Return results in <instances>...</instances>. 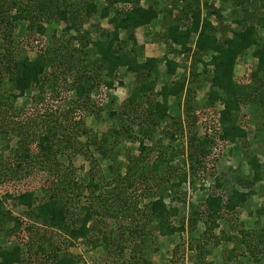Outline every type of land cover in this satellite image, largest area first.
<instances>
[{
  "label": "rangeland",
  "instance_id": "1",
  "mask_svg": "<svg viewBox=\"0 0 264 264\" xmlns=\"http://www.w3.org/2000/svg\"><path fill=\"white\" fill-rule=\"evenodd\" d=\"M2 1L0 0V3ZM93 1L100 4L99 10L102 4H109V2H104L105 0ZM112 1L109 5L112 13L107 19L99 18L96 13L90 19L81 21V24L77 26L79 29H71L67 33L65 32L67 24L53 18L49 22H44L43 26L46 28L44 36L30 32L29 21L14 22L11 20V16L16 14V8L7 11L8 7L3 6L1 10L9 13V22L14 26L11 43L8 46L10 48L20 47L27 57L34 58L46 50L50 44L58 46L60 43L67 42L71 54L69 55L70 64L77 62L76 66L80 68V71L84 70L95 56L91 54L88 57L85 56L83 62L86 65L84 66L78 58L81 53L75 51L76 48H80V45L74 40L78 37L82 38V42L103 40L106 33H112L114 30L111 20L115 16V9L121 7L130 9L131 5L135 6L136 2V0H131L130 3H124V0ZM175 2V0H140L137 5L145 9L156 5L160 15L148 27L135 29L134 34L137 38L136 51L142 53L141 62L146 58L164 60L159 65L160 75L155 91L160 92L164 84L173 86L185 78V85L191 89L193 95V100L187 104H184L186 91L180 100L174 97L169 98L166 119L160 123L156 134L152 136L153 140L147 141L150 147L160 143L168 145L179 154L174 159V163L178 164L181 172L186 173L187 182L180 188H171L169 197L165 198L169 211L172 208L177 210L176 215L174 217L172 215L169 219L167 227H179L185 223L187 229L172 236H162L158 231H154L158 223L151 221L147 212H141L151 198L160 194L156 187L158 178L151 174L152 171L150 172L151 164L148 170V178L151 181H146L132 192L133 202L137 209L129 215L123 206L125 207L126 202L131 200L123 199L120 202H114L116 198L114 193H117L120 187L116 188L118 185L113 183L115 175L109 172L111 162L103 159L92 145L94 139L105 135L113 137V131L119 129L122 123L127 122V128L134 134V140H123L122 144L117 147L123 155L113 163V170L119 171L117 174L124 176L128 164L126 155L130 154L134 158L144 155L139 151V136L140 129L146 126V122L144 120L140 123V121L146 114L148 102L154 100L163 102L162 98H157L155 93L151 94L148 100L146 98L139 100L134 112L126 107L128 113H125L124 119L118 118L119 116L112 117L110 112L120 113L123 109L122 103L127 99L131 89L138 84L133 73L120 68L114 89L110 90L109 98L105 99V102H108L104 109L97 117H93V113L91 114L93 106L89 105L90 109L86 110L87 116L81 123L86 132L79 133L77 125L73 123L74 117L77 116L74 101L76 95L74 91H69L74 80V72L68 69L69 64H63V61L57 58L52 68L47 71L49 79L53 77L54 80L46 81L50 86L45 83L47 87L42 94L36 88H32L23 97L16 98L18 92L7 82L2 79L3 83L0 84V199L3 200L2 214H0V251L12 250L19 245L23 250L24 264L45 263L47 253L54 252L56 246L59 247V251L73 256L76 264H147L145 261L149 264H264V180L253 186L255 195L249 197L246 205L237 213L218 220L216 225L208 221L207 217L200 216L197 217L198 221L193 229L188 227V217L191 218L194 212L200 213L203 210V203L208 194L219 192L220 195L226 196L231 192L233 183L237 181L236 178H241L243 181L250 180L249 161L252 158L257 157L264 165V106L246 101L245 104L241 103L233 113L236 124L245 128L247 138L234 142L222 141L219 138L222 132L219 115L224 110V102L223 99L210 101L214 76V66L209 65L211 54L203 56V62H197L194 65L195 60L188 56L181 47L174 45L173 42H169V45L165 44L159 38V35L164 32L165 20L171 22L173 17L179 15L175 8H181L182 4L179 1L178 7H175ZM209 2L213 4L214 9L222 10V23L215 17L211 20L216 26L217 42L225 47L228 39H234L233 33L240 30L235 19L241 18L244 12L248 11L250 14L257 12L258 15L264 17V0H243L246 2L245 6L239 4L238 6L235 0H209ZM255 22L257 23V20ZM257 28L259 36H263L264 29L261 30L259 26ZM1 29L3 27L0 28V44H3ZM119 37L124 40L125 32H121ZM196 37L197 34L193 35L186 43V47L194 49ZM254 50L255 48L246 50L245 54L236 60L234 69L236 83L250 84L246 91L247 95L251 92L252 94L259 92L255 89L261 84L259 80L250 76L258 63L253 56ZM166 61L177 65L174 74L168 73ZM53 82L54 85L51 86ZM52 87H57L59 90L57 91L58 97L51 93ZM60 87L66 91H63L65 95H60V91L62 92ZM114 96L117 97V102L110 101ZM91 97L92 100L99 101L97 91ZM42 98L46 101H42ZM69 100L74 101L70 106L68 105ZM63 104L67 106L61 108L60 105ZM68 106L69 112L67 113ZM71 107H75L73 111L70 110ZM47 109H52L51 114L48 113L50 115H45ZM67 118L73 120L68 122L72 128L62 127L63 123L69 125ZM51 126L56 132V135L52 136L54 158L38 159L39 136L44 135ZM161 132H165L166 135L163 136ZM170 134L175 135L176 141L173 144L170 142ZM191 135L199 139H205L208 135L214 137L215 145L211 150L218 157L214 164L216 176L207 172L206 168L211 166V162L205 166L206 168L195 169L194 172L191 171L189 164L184 165L183 161L187 160L188 151L186 145ZM68 137L77 138L68 141ZM22 140H24V146L29 149L28 159L19 157V146ZM147 153H149L148 160L153 161L156 156L155 151L149 150ZM166 158L168 160L169 156ZM162 166H166V163ZM159 168L161 170V166ZM174 170L164 175L162 180L165 182L168 174L171 176L176 172ZM16 171L18 173L14 176L18 175V177L8 179V175H13ZM65 174L76 185L68 187L67 191H62L59 185H54L56 181L52 180L60 176L64 177ZM92 177L99 184L97 188L89 187V179ZM218 178L221 179L222 187H217ZM224 179H226L225 182ZM243 188L248 190L246 187L237 186L238 190L243 191ZM121 189L126 192L131 191L126 185H122ZM110 191H113L112 197ZM24 192H32L37 202L50 198L52 193L64 192L70 222H74L77 216L83 217L87 211L86 208L93 212L96 211L97 213L92 214V220L89 222V226L93 228L92 235L90 234L86 239L71 241L61 231L36 223L35 219H32L35 208L32 210L29 206L19 205L14 200ZM5 196L11 197L5 199ZM102 197L106 199L110 197L109 200H111L105 204L100 202ZM111 202H114L117 209L112 208L110 215H107L104 207L110 205ZM135 215L140 217L136 219V222L139 221L137 224L144 225V228H138L136 222H134L135 226L131 224ZM121 226H124L123 233H121ZM40 247L44 251H41ZM134 249L137 251H133Z\"/></svg>",
  "mask_w": 264,
  "mask_h": 264
},
{
  "label": "trees",
  "instance_id": "2",
  "mask_svg": "<svg viewBox=\"0 0 264 264\" xmlns=\"http://www.w3.org/2000/svg\"><path fill=\"white\" fill-rule=\"evenodd\" d=\"M130 1L131 0H124V3H130ZM175 1V7H178L179 1L182 4L181 8H175L179 15L173 17L171 22L165 20L164 32L159 35V38L163 40L165 44L169 45V42H173L174 45L181 47L188 56H191L195 60L194 65H196L197 62L202 63V57L209 53L211 54L209 65L214 66V76L212 90L210 91V101L213 102L223 99L224 102V110H222L219 115V124H221L222 127V132L220 133L219 138H221L222 141L230 140L232 142L247 138L248 135L245 128L236 124V119L234 120L233 113L238 109L241 103L245 104L246 101L264 106V35L259 36L257 28V26H259L261 30L264 29V17L258 15L257 12L251 14L248 11L244 12V15H242L241 18L238 20L235 19V23L240 27V30L233 33L235 35L234 39H228L227 46L225 47L217 42L215 36L216 26L211 20L215 17L220 23H222V10L214 9L213 4L210 3L209 0ZM235 1L237 5H246V2H243V0ZM104 2H109V4H102V8L99 10L100 4L93 0H3L2 3H0V28L3 27V29H1V31H3V44H0V84L3 83L4 80L15 89L18 92V95L15 96L16 98L23 97L32 88H36L40 91V94H42L47 87L45 83H48L47 85L50 86L49 82L46 81L53 79V77L49 79L47 71L52 68L54 60L59 58L60 61H63V64H69L71 68L68 67V69H70L71 72H74V80L69 87V91H74V95H76V97L74 96L76 108L71 107L72 109L70 108V110L73 111L75 108V114L77 116L74 117V121L71 118H67V120L69 119L67 123L70 122V120L73 121V123L77 125L76 128L78 127L79 133L86 132L81 126V123L85 116H87L86 110L90 109L89 105L93 106L91 108L93 110L91 111L93 117H97L104 109L105 104L108 102H105V99L107 100L109 98L110 90L114 89L117 72L120 68H125L129 73H133L136 76L138 84L131 89L127 99L122 103L123 109L121 112H110L112 117L119 116L118 118L124 119L125 113H128L126 107L131 108L132 112H134L139 100L144 98L148 100L151 94L155 93L157 98L161 97L163 102L158 100L148 102L146 114L140 121V123H143L145 120L147 126L141 127L139 136V151L144 155L140 158H134L130 154L126 155L128 158V164L124 176L117 174L119 171L117 172L116 170H113V163L114 161H118V157L123 155L117 150V147L122 144L123 140H134V134L127 128V122L122 123L119 129L113 131V137H106L105 135L102 138L94 139L92 145L94 146V150L99 152L103 159L111 162L109 164V172L110 174L115 175H113V183L118 185L116 188L120 187V190L117 193H114L117 195H115L116 198L114 199V202H120V200L123 199L131 200L126 202L125 207L123 206L129 215L130 212L132 213V211L137 209L133 202V190L141 184L146 183V181H151L148 178L149 164H151L150 172L152 171L151 174L156 175L158 178V184H156V187L160 194L158 196L155 194L156 197L151 198L141 212H147L149 214V219L158 223L157 226L154 227V231H158L162 236H172L177 232L185 231L187 228L185 223L181 224L179 227H167L169 219L172 215L173 217L176 215L177 210L172 208L169 211V208L165 203V198L169 197L168 194L171 192V188H180L181 185L186 183L187 176L185 172H181L178 164L175 165L174 159L179 154L173 150V148L160 143L159 145H152V147H155L152 148L147 144V141L153 140L152 136L156 134L155 132L160 126V123L166 119L168 99L174 97L176 99L179 98L180 100L182 94L186 91L184 104H187L193 100V95L191 89L187 88L185 85V78L183 81L173 86L164 84L160 92H156L157 80L160 75L159 65L164 60L158 58H146L143 62L140 61L142 53L136 51L137 38L135 37L134 31L138 28L148 27L159 18L160 13L156 5H151L145 9L137 5L140 0H136L135 6L131 5L130 9H124L125 7L116 8L115 16L111 20V23L114 25V30L112 33H106L103 40L95 42H89L86 40L82 42V38H76L74 41L79 43L80 48H76L75 51H78L81 55L83 54L82 58L81 55L78 54L80 55L78 58L84 66L86 64H84L83 59L90 56V54L95 56L92 61H89L90 63L87 62L89 64L86 69L84 68V70L81 71L80 68L76 66L77 62H73L72 65L70 64L69 55L71 54L68 50L69 44L67 42L65 44L60 43L58 46L50 44L46 50L34 58L27 57L25 51L20 47L15 46V48H10L8 46L11 43V34L14 30L13 24L9 22L10 16L8 15L9 13H7L8 9L11 10V8H16V14L11 16V20L14 22L29 21L30 32H36V34L44 36L46 28L43 24L45 21L49 22L53 18L67 24L65 28V32L67 33L71 29H79L77 26L81 24V21L90 19L95 16L96 13H98L97 16L99 18L107 19L112 13L109 5L110 2L113 1L105 0ZM3 6L8 7L6 9L7 11L4 12L1 10L3 9ZM204 13L206 15L205 17ZM255 20H257V23ZM121 32H125L126 34L124 40H121L119 37ZM196 34L197 37L194 43L195 48L186 47V43H188L190 38ZM5 45H7L8 48ZM251 48H255L253 56L257 59L258 63L256 69L250 74V76L251 78L259 80L261 84L255 89V91L259 92L255 94H252L251 92L247 95L246 91L250 84L242 85L236 83L234 79V69L236 60L243 56L246 50ZM91 63L94 66H91ZM166 65L169 74H174L176 72V64L171 61H166ZM53 85L54 82L51 86ZM57 87H52L51 93L55 94V97H58L59 95V93H57V91H59ZM60 90H62V92L60 91V95H65L63 92L65 91L64 88L60 87ZM94 91H97L99 101L92 100L91 95L95 93ZM117 100L118 99L117 97L115 98V96L110 99L112 102H117ZM42 101H46V99L42 98ZM74 101L70 102L69 100L68 105L70 106ZM66 106L67 104L60 105L61 108ZM69 106L66 110L67 113L69 112ZM49 112L51 114L52 109H47L45 115H50L48 114ZM62 127L68 129L71 125L63 123ZM161 133L163 136L166 135L165 132ZM53 135L55 136L56 132L51 126L47 129L44 135L39 136L38 146L40 147V152L37 155L38 159L47 160L51 157L54 158L52 143ZM76 138L77 137H68L67 140L70 141ZM213 138L214 137L208 135L205 139H199L195 135H191L186 145L188 150L186 155L187 160L185 159L183 161L184 165L189 164L188 166L191 168V171L194 172L195 169L199 170L206 168L205 166L211 162V166L209 165L210 167L206 168L207 172L212 176H216L214 164L218 160V157H216L211 150L213 149L212 146L215 145V140ZM170 140L171 144L175 143V135L170 134ZM20 143L19 157L22 159L27 158L29 149L24 146V140ZM149 150L155 151L156 153L153 161L148 160L149 153L147 152ZM168 156L169 159L167 160L166 157ZM164 163H166V166H162ZM159 166H161V170ZM249 166L251 168L250 180L243 181L241 178H236L237 181H235V184L233 183L231 192L226 196L220 195L219 192L208 194L203 203V210L200 213L194 212L191 218L188 217L189 229H193L196 226L198 221L197 217H207L208 221L216 225L218 220L237 213L239 209L246 205L249 197L255 195L253 186L264 180V165L260 163L257 157H254L249 161ZM174 169L176 172L170 176V172ZM168 172V177L164 182L162 177ZM16 173H18V171L13 175H8V179L11 180L17 178L18 175L14 176ZM171 180H174L175 182L171 183ZM52 181H56V184L54 185H59L62 191H67L68 187L76 185L74 181L71 182L67 178V174H65L64 177L60 176ZM225 181L226 179H224V182ZM220 182L221 179L218 178L216 181L217 187H222ZM88 184L89 187L93 188L99 186L94 180V177L89 179ZM122 185H126L127 189L130 188L131 191H122ZM238 185H240V187H246L248 190H245V188H243V191L238 190ZM110 194L112 197L113 191H110ZM7 197L10 198L11 196H5V199H7ZM109 198L106 199L105 197H102L100 198V202L106 204ZM14 200L19 205L29 206L32 210L35 208L32 213V219H35L36 223L42 224L53 230L61 231V233L66 235L65 237L68 240L76 241L82 238L86 239L93 232V228L89 226V222L92 220V214L97 212H93L89 208H86L87 211L83 217L77 216V218L74 219V222H70L68 219L69 208L64 192L52 193L50 198H47L42 202H37V199L32 192L22 193L15 197ZM114 202H111L110 205H105L104 209L107 210V215H110L112 208L117 209L113 204ZM2 208L3 200L0 199V214H2ZM139 218V216L137 217V215H135L134 218H132L134 221L131 220V224L135 226L134 222ZM138 222L139 221H137L136 224ZM136 226L140 229H142L141 227L144 228V225L139 226L137 224ZM120 229L122 230L121 233H123L124 226H121ZM137 247L139 248L140 246ZM39 249L44 251L41 247ZM133 251L137 250L134 249ZM46 256L47 261L43 264H76L75 258L65 252L59 251L58 246H56L54 252L47 253ZM23 261V250L19 245L12 250L3 249L0 251V264H24ZM145 262L149 264L148 261Z\"/></svg>",
  "mask_w": 264,
  "mask_h": 264
},
{
  "label": "crops",
  "instance_id": "3",
  "mask_svg": "<svg viewBox=\"0 0 264 264\" xmlns=\"http://www.w3.org/2000/svg\"><path fill=\"white\" fill-rule=\"evenodd\" d=\"M153 23H154V22H153ZM153 23H152V24H153ZM144 28H145V27H144ZM135 36H136V35H135ZM148 50H149V48L147 49V51H148Z\"/></svg>",
  "mask_w": 264,
  "mask_h": 264
},
{
  "label": "built area",
  "instance_id": "4",
  "mask_svg": "<svg viewBox=\"0 0 264 264\" xmlns=\"http://www.w3.org/2000/svg\"><path fill=\"white\" fill-rule=\"evenodd\" d=\"M25 193V192H24Z\"/></svg>",
  "mask_w": 264,
  "mask_h": 264
}]
</instances>
